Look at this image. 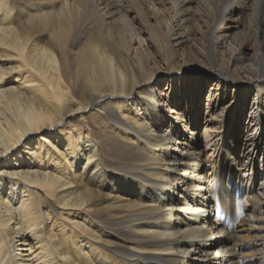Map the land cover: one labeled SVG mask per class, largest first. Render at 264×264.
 <instances>
[{
	"label": "bare ground",
	"instance_id": "bare-ground-1",
	"mask_svg": "<svg viewBox=\"0 0 264 264\" xmlns=\"http://www.w3.org/2000/svg\"><path fill=\"white\" fill-rule=\"evenodd\" d=\"M0 264H264V0H0Z\"/></svg>",
	"mask_w": 264,
	"mask_h": 264
},
{
	"label": "rangeland",
	"instance_id": "rangeland-1",
	"mask_svg": "<svg viewBox=\"0 0 264 264\" xmlns=\"http://www.w3.org/2000/svg\"><path fill=\"white\" fill-rule=\"evenodd\" d=\"M142 1V0H141ZM132 21V19H130ZM132 24V31L133 35H135L137 42H134L133 45L136 46V48L139 50V52L146 58L152 57L154 64L157 66V69L159 68V65H161L162 68V62L157 59V51L154 49V47H151L149 44V39L144 38V33L137 27V25L134 22H131ZM153 28H155L153 26ZM156 31V29H154ZM158 73H161L158 71ZM157 73V74H158ZM189 74H196V72H190ZM211 78V76H210ZM157 79L159 82L157 83L158 89L161 91L165 90V87L169 85V82L165 81L164 75H158ZM208 81L204 80L202 83L196 85L197 87V93H196V106H195V115L191 119V123L193 125V128L197 134V141L195 142L197 148L201 150V158L203 159V168L205 169V177L206 180H209L210 177L207 178L206 173H209V164H212L213 160L215 159L212 149V144L214 145L213 139H209L211 132L213 131V135L216 134L215 130V123L213 121L210 122L208 120L209 112L207 108V85ZM163 91V92H164ZM244 92L243 88L239 91ZM252 99V96H251ZM209 114H207V113ZM232 121V119H231ZM190 121H188L187 125L191 124ZM212 130V131H210ZM212 136V135H211ZM216 141V140H215ZM213 142V143H212ZM208 175V174H207ZM207 182V181H206ZM236 197L238 198V194H236ZM210 236V235H209ZM208 236V237H209Z\"/></svg>",
	"mask_w": 264,
	"mask_h": 264
}]
</instances>
